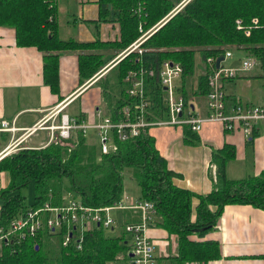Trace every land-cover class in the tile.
<instances>
[{
  "label": "trees",
  "instance_id": "1",
  "mask_svg": "<svg viewBox=\"0 0 264 264\" xmlns=\"http://www.w3.org/2000/svg\"><path fill=\"white\" fill-rule=\"evenodd\" d=\"M51 1L52 5L50 0H0V25L14 28L16 44L35 46L42 51L44 79L51 90L57 92L62 51L77 52L78 76L83 82L116 55H105L98 48H116V51L126 48L142 34L139 28L151 27L180 0H97L98 21L116 23L119 30L118 38L105 42L97 37L91 42L61 39L57 0ZM143 46L146 51L141 55H128L95 81L101 86L112 120L118 118V110L131 100L124 81L131 69L149 65L158 68L165 60L179 63L183 68L179 89L187 102L205 97L209 91L207 59L222 55L228 48L255 56L263 66L264 0H191L153 32ZM197 53L205 74L199 77L195 88L189 89L187 79L194 73ZM111 72L112 83L108 79ZM145 79L146 94L152 100L148 118L166 119L167 108L158 77L146 76ZM79 116L82 118L83 114ZM262 133L264 136V130ZM183 139L193 144L198 136L184 127ZM116 144L114 151L101 154L97 145L77 132L73 139L58 140L38 149L22 147L3 157L0 172L7 175L8 181L0 188V226L5 227L28 207H38L45 202L60 205L68 193L85 206H109L122 196L121 173L127 167L131 168L132 178L140 188L139 198L154 203L156 215L149 226L176 235V254L169 259L172 264L206 262L219 256L217 241H198L190 236L201 238L212 230L226 204H250L264 210V165L257 176L228 178L226 165L235 156V147L231 144H224L213 152L216 179L206 194L174 183L173 179L180 174L167 167L148 133ZM30 183L34 187V200L27 203L20 190ZM194 199L197 200L195 205ZM120 212L123 218H116L117 226L123 231L120 235H108V230L94 225L83 232L78 249L76 240L66 245L62 243L66 224L55 230L43 229L36 237H25L15 244L14 250L5 245L0 264H114L119 256L125 260L130 241L123 227L137 222L139 216L131 209Z\"/></svg>",
  "mask_w": 264,
  "mask_h": 264
},
{
  "label": "crops",
  "instance_id": "2",
  "mask_svg": "<svg viewBox=\"0 0 264 264\" xmlns=\"http://www.w3.org/2000/svg\"><path fill=\"white\" fill-rule=\"evenodd\" d=\"M57 6L58 36L61 39L91 42L97 37L105 42L118 38L119 30L116 23L98 21L97 0H75L73 5L69 0L60 2L57 0ZM69 9L75 12L68 13ZM62 14L70 17L69 20L65 17L63 21ZM124 49L113 52L112 54L116 55L112 59ZM96 80L98 78H89L80 82L77 52L62 51L59 55L58 90L53 92L44 79L42 51L35 46L16 44L14 28L0 25V119L13 122L18 129L14 140L20 139L11 146L12 148L27 143L35 135V132L29 133L30 129L48 111L61 109V106H63L61 112H67L71 116L83 114L81 119L94 118V111L98 107L107 112L101 86L95 83ZM252 80L257 90H261L254 101L264 103V72L253 70L243 77L224 82L228 100H241L246 99L245 97L253 99ZM87 94L88 96L85 97ZM200 98H204V102L198 103V109L200 113L205 114L206 98ZM76 101L79 103L74 109L71 106ZM183 129L184 127L164 125L152 127L148 131V135L154 139L155 148L166 160L167 167L180 174L173 179L176 185L199 194L209 193L216 179L217 167L213 161V152L222 148L224 144L233 145L236 152L226 165L228 178L253 177L262 171L264 136L261 131L253 137L245 138L240 132H224L218 122L207 123L201 132L197 133L198 141L189 144L184 142ZM11 138L10 133L0 132V152L9 146ZM36 139L30 140L35 145L29 147L38 148L43 145L44 142L39 141L38 135ZM249 142L252 143L253 153L252 165L249 164L251 172L245 170ZM233 161H235L234 167L230 165ZM230 168L235 169L233 172L236 178H233L234 175L229 176ZM4 186L1 185L0 188ZM196 203L197 200L194 199L193 204ZM147 234L154 242L156 264H172L169 259L176 254V235L168 234L166 230L157 226H149ZM190 237L198 241H217L220 252L218 257L206 262L188 261L185 264H264L262 208L250 204H226L212 230L201 238L195 235ZM119 264H127V261H121Z\"/></svg>",
  "mask_w": 264,
  "mask_h": 264
},
{
  "label": "built area",
  "instance_id": "3",
  "mask_svg": "<svg viewBox=\"0 0 264 264\" xmlns=\"http://www.w3.org/2000/svg\"><path fill=\"white\" fill-rule=\"evenodd\" d=\"M190 1H178L153 28L147 31L139 28L142 34L92 78L101 77L120 60L132 53L141 55L146 51L143 44L147 38L180 12ZM50 3L52 5L53 1L50 0ZM222 56L223 60L231 58V49H226ZM216 58L207 59L211 71L208 74L209 91L205 95V114L199 112V104L195 103L194 98L186 102L179 89L183 72L182 66L177 62L165 60L160 63L158 68L152 65L140 66L127 72L124 81L127 96L131 100L118 110L116 120H112L111 114L101 107L94 111V118L81 119L80 116H71L66 112H61L63 108L61 106V109L53 112L48 111L30 129L29 133L41 129L48 130L49 139L41 146L43 148L58 140L73 139L77 132L87 136L88 132L93 130L98 137V150L101 154L114 151L117 141L135 138L148 133L152 127L164 125L188 127L191 131L200 133L205 124L218 122L226 133L240 132L245 138L253 137L256 133L264 130V103L243 102L240 99L230 102L224 89V82L239 75H246L249 73L248 71L259 64V60L253 55H245L239 59L237 66L220 63L217 68ZM146 76L158 77V82L163 89V104L167 108L166 119H149L147 116L150 114L149 108L152 105V100L146 94ZM17 131L13 122L0 119V132H8L12 137L9 146L0 152V160L14 150L11 146L20 139L14 140ZM53 139L55 140L53 141ZM123 209L136 211L139 216L137 222L126 223L123 227L130 241L125 261L127 264H156L154 242L147 234L150 221L156 215L154 203L128 195L121 196L119 200L109 206L99 208L85 206L79 198L70 193L63 196V203L60 205L54 206L45 202L38 207H28L12 218L5 227L0 226V256L5 245L11 246L14 250L15 244L25 237H36L43 229L55 230L64 224L67 225V232L64 235L63 245L73 239L76 240L75 244L80 249L83 232L91 229L94 225H101L106 230L115 231L116 218H113L111 213ZM121 261L124 259L122 258Z\"/></svg>",
  "mask_w": 264,
  "mask_h": 264
},
{
  "label": "rangeland",
  "instance_id": "4",
  "mask_svg": "<svg viewBox=\"0 0 264 264\" xmlns=\"http://www.w3.org/2000/svg\"><path fill=\"white\" fill-rule=\"evenodd\" d=\"M58 1L60 2V1H63V0H58ZM69 1L71 2V5H73V2L75 0H69ZM67 12L68 13H74L75 10H70L69 9ZM64 14H62L63 21H64V18L67 17ZM69 18L70 17H67L66 19L69 20ZM159 21H157L151 27H148L146 29L143 27L142 30L143 31H147V30L153 28L154 26H156V24ZM61 32H63V30ZM98 50H100L101 52H103V54H106L107 52H111V53L115 52L116 51V48H113V49L112 48H109V49H107L108 51L107 50H104V49H100V48H98ZM66 51H70V50H66ZM231 51H232L231 58L226 59V60H221L219 62V66H220V63H222L224 65L237 66L238 64H233V63L234 62L239 63L238 59H241V58H243L245 56L244 51L241 50V49H231ZM195 61H196V67H195L194 73H193V75L190 78L188 77V79H187L188 80V88L189 89H191L193 87L195 88L197 86V84H198L199 77L200 76H203L205 74L204 73L205 69H203L204 68V64H202L200 54L197 53L195 55ZM208 67H209V73H210L211 67L209 65H208ZM263 69H264V64H263V66H261L260 63H259L252 70L253 71H263L264 72ZM250 71H248V72H250ZM208 74H207V76H208ZM113 77H114L113 72H111L109 74V76H108V79L111 81V83H112ZM240 77H243V76L239 75L235 79L240 78ZM230 80H232V79H230ZM255 81H258V80L255 79ZM251 90H252V93H253V99H251L250 97H245L246 99H241L243 102H254V103H257L256 101H254V98L257 96L258 93H260L261 90H259V91L257 90V87L255 86V83H254V80L251 81ZM190 91H192V90H190ZM87 96H88V94L85 97H87ZM194 101H195L196 104L199 103V102L202 103V102H204V98H194ZM78 103L79 102H77V101L74 102L71 107H73L75 109L76 106L78 105ZM36 135H38L40 137V139H39L40 142L43 141L45 143L49 139L48 138L49 137V132H48L47 129H41V130L35 131V135L31 139H34V138L36 139ZM86 137H87V140L89 142H91L95 146L97 145V147H98V137L94 133L93 130L89 131L88 132V135ZM31 139H29L27 143H23V145L17 146L18 148L15 146L14 147L15 150H13L11 153H15L17 151H20V149L22 147L23 148H26L25 150H27V148H31L29 146L35 145L33 142H30ZM54 140L55 139H53V141ZM38 148H42V147H38ZM246 153H247V159H246L245 165H246L247 168L245 170H247V172H251L250 171L251 170V167H250V170H249V164H250V166L252 165V155H253V153H252V143H250V142L247 144ZM235 154H236V152H235ZM230 161H231V159H230ZM234 164H235V161L230 162V165H233V167H234ZM233 171H235V169L234 168H230V170H229V176L234 175V172ZM250 174H253V173H250ZM121 176H122V188H123L122 196H124V195L132 196V197L139 196L140 195V188L137 185L136 181L132 178L131 168H128V167L127 168H124L123 171H122V173H121ZM233 178H236V175H234ZM7 181H8L7 175H5L3 173H0V186L1 185H3V186L5 185L6 186L7 185ZM20 191H21V194L26 198V202L27 203H30V202H32L34 200V187H33V184L32 183H30L28 186L22 188ZM231 204H233V203H231ZM111 216L113 218H117V217L120 218L121 217V219H122L123 218V213L120 212V211H114V212L111 213ZM122 232L123 231L120 229V227L116 225L115 231L108 230V231H106V234H108V235H117V234L120 235ZM157 252H158V249H157ZM120 258H122V257L119 256V259L118 260H115V264H119L121 262V259Z\"/></svg>",
  "mask_w": 264,
  "mask_h": 264
},
{
  "label": "water",
  "instance_id": "5",
  "mask_svg": "<svg viewBox=\"0 0 264 264\" xmlns=\"http://www.w3.org/2000/svg\"><path fill=\"white\" fill-rule=\"evenodd\" d=\"M224 59V57L222 56V55H220V56H218L217 58H216V67L218 68L219 67V62L221 61V60H223Z\"/></svg>",
  "mask_w": 264,
  "mask_h": 264
}]
</instances>
